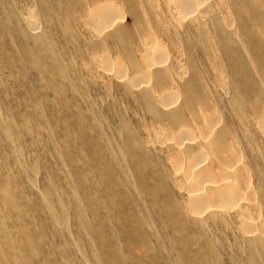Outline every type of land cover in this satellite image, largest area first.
Listing matches in <instances>:
<instances>
[{"label":"rangeland","instance_id":"374dc122","mask_svg":"<svg viewBox=\"0 0 264 264\" xmlns=\"http://www.w3.org/2000/svg\"><path fill=\"white\" fill-rule=\"evenodd\" d=\"M182 1L0 0V264H264V0Z\"/></svg>","mask_w":264,"mask_h":264},{"label":"bare ground","instance_id":"6f19581e","mask_svg":"<svg viewBox=\"0 0 264 264\" xmlns=\"http://www.w3.org/2000/svg\"><path fill=\"white\" fill-rule=\"evenodd\" d=\"M191 1L192 0H183L181 2V6L183 7V9H184V6L188 5ZM117 23H119V22H117ZM171 96H172V93L170 94L169 92L168 93L166 92V94H165L166 99H168V98L170 99ZM164 104L167 105L168 103H164ZM175 116L177 118V115H175ZM211 123H213V122H211ZM207 127L209 128L210 126H207ZM179 129H180V134L181 135L182 134L183 135H186L189 132L188 127H186V124H185V126L180 127ZM175 139H176V137H175ZM216 140H215V145L217 147H219L220 149H222V151H223L224 142L221 139H216ZM174 142L175 143L177 142V144L180 145V146L181 145H185V146H182V147H186V145L187 146H191L194 143L193 142V138H191L189 136H185V138L181 137L179 140L176 139V141H174ZM182 147H181V149H182ZM215 150H216V148H215ZM199 159H200V157L197 156V159L196 160H199ZM196 160H195V162H196ZM184 170L186 171V169H184ZM185 171H184V174H186V177H187V180H188V182H187L188 183L187 190H188V194H189L188 196L190 197V200L193 202V204L195 205V207L198 208V209L202 207V205L204 204V202L206 200H208V198L209 199L211 198L212 194H210L209 190L218 189V191H223L225 188L227 189V187H229L230 185H234L233 184V181L237 179V178L235 179V176H234L235 175V170H234V167L232 165H226V167H224L223 172L225 173V176L221 179V181L213 180V179H205L204 177L207 178L208 174L207 173H204L205 170L203 168V165H202L201 160H200V162L195 163L194 165L193 164L192 165H189V167L187 168V172H185ZM226 194H227V197H230V198H232L233 196H235L234 193L230 192L229 190H228V192H226Z\"/></svg>","mask_w":264,"mask_h":264}]
</instances>
